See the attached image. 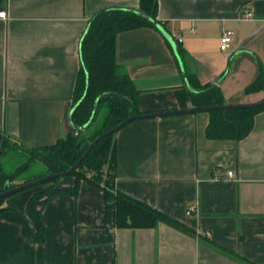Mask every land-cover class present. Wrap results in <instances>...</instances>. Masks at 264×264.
<instances>
[{
	"label": "crops",
	"instance_id": "crops-1",
	"mask_svg": "<svg viewBox=\"0 0 264 264\" xmlns=\"http://www.w3.org/2000/svg\"><path fill=\"white\" fill-rule=\"evenodd\" d=\"M115 6L138 9L140 0H0L7 11L0 17V129L13 143L46 146L73 132L81 38L97 11ZM246 9L251 19L243 18ZM157 17L162 31H125L116 45L142 113L181 109L184 69L218 84L226 104L264 100V88L247 92L264 68V0H158ZM226 29L235 39L225 52ZM209 121L208 111L141 118L115 134L117 189L196 234L165 222L118 227L103 186L82 179L77 195L45 203L42 242L0 218V264H264V109L240 140L209 138ZM10 154L0 158L4 167ZM76 182L63 176L58 185ZM33 188L3 206L25 212L46 187Z\"/></svg>",
	"mask_w": 264,
	"mask_h": 264
},
{
	"label": "trees",
	"instance_id": "trees-1",
	"mask_svg": "<svg viewBox=\"0 0 264 264\" xmlns=\"http://www.w3.org/2000/svg\"><path fill=\"white\" fill-rule=\"evenodd\" d=\"M157 16L158 0H140L138 9L106 7L91 17L80 44L81 66L77 76L71 114L73 132L55 144L29 146L13 143L0 129V158L18 148L23 154L29 156V160L24 165L10 172L5 169L0 160V193L36 180L37 178L27 179L23 176V172L36 159L42 161L48 169L43 176L68 171L98 136L115 128L126 118L142 114L139 110L140 90L118 63L116 45L119 34L125 31L143 27L162 31L165 25L158 20ZM176 52L181 58L186 55L185 49L180 45L177 46ZM183 76L186 84L177 90L181 109L191 106L211 107L226 104L218 84H202L197 75L187 69L183 70ZM263 88L264 68L261 69L257 80L247 87V92ZM263 109L264 105L251 108L212 109L208 111L210 121L206 130L207 136L214 139H243L251 132L256 114ZM101 111L105 112L103 121L92 128ZM116 133L103 136L78 167L67 175L76 177L77 182L74 186H59L58 182L63 177L52 178L41 183L48 185L31 197L25 212L3 206L5 199L10 195L0 197V218L20 223L25 235L31 241L42 242L46 237L42 219L45 203L57 194L77 195L80 181L89 179L103 186L105 201L114 209L115 223L118 227H156L159 222H165L187 233L196 234V231L178 219L117 189ZM18 178L23 179L24 182L13 185L12 182Z\"/></svg>",
	"mask_w": 264,
	"mask_h": 264
},
{
	"label": "water",
	"instance_id": "water-1",
	"mask_svg": "<svg viewBox=\"0 0 264 264\" xmlns=\"http://www.w3.org/2000/svg\"><path fill=\"white\" fill-rule=\"evenodd\" d=\"M264 105V100L259 101L257 103H253V104H246V105H231V104H225L222 106H211V107H188L185 109H176V110H171V111H161V112H154V113H142L139 115H135V116H130L128 118H126L124 121H122L119 125H117L115 128L110 129L109 131H106L103 135L98 136L93 142H91L89 148L87 149V151L84 153V155L79 159V161L68 171L65 172H60V173H51L48 175H45L41 178H38L36 180L27 182V183H23L17 187L11 188L5 192L0 193V197H5L14 193H17L19 191L34 187L38 184L44 183L52 178H56V177H63V176H67L70 172H72L73 170H75L78 165L82 162V160L87 156V154L91 151V149L99 142V140L103 137V136H107L111 133L117 132L119 131L122 127H124L126 124H128L129 122L136 120V119H141V118H149V117H160V116H165V115H171V114H182V113H196V112H201V111H210L212 109H216V108H221V109H231V108H241V107H259V106H263ZM1 153V151H0Z\"/></svg>",
	"mask_w": 264,
	"mask_h": 264
},
{
	"label": "rangeland",
	"instance_id": "rangeland-1",
	"mask_svg": "<svg viewBox=\"0 0 264 264\" xmlns=\"http://www.w3.org/2000/svg\"><path fill=\"white\" fill-rule=\"evenodd\" d=\"M104 113L103 111L100 112L99 116L97 117V120L93 123L92 128H94L95 126L99 125L103 119H104ZM11 153L7 158H6V166L5 169L10 172V171H15L19 166L24 165L28 160H29V156L25 155L23 153H18V152H8ZM47 167L45 164H43L42 161L36 159L32 162L31 166L26 169L23 172V176L25 178H41L43 177V175L47 172ZM23 176L21 178H23ZM24 182L23 179H15L12 184L13 185H19L20 183ZM48 184H41L38 186H34L33 189H42L44 187H46Z\"/></svg>",
	"mask_w": 264,
	"mask_h": 264
},
{
	"label": "built area",
	"instance_id": "built-area-1",
	"mask_svg": "<svg viewBox=\"0 0 264 264\" xmlns=\"http://www.w3.org/2000/svg\"><path fill=\"white\" fill-rule=\"evenodd\" d=\"M0 17L7 18V11H1ZM252 17H253V13L249 9H246L243 13V18L251 19ZM234 39H235V32L233 30L231 29L224 30L221 37V50L225 52L228 51L232 47L234 43ZM179 41H182V39H179ZM229 176H235V173L233 171H230ZM192 210L193 207L191 208L190 211Z\"/></svg>",
	"mask_w": 264,
	"mask_h": 264
}]
</instances>
